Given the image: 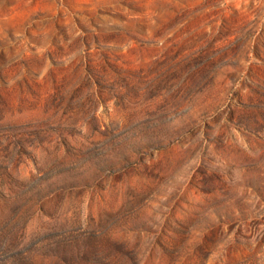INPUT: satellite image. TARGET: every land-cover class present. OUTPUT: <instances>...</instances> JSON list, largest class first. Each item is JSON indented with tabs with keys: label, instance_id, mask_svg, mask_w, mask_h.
Wrapping results in <instances>:
<instances>
[{
	"label": "rangeland",
	"instance_id": "rangeland-1",
	"mask_svg": "<svg viewBox=\"0 0 264 264\" xmlns=\"http://www.w3.org/2000/svg\"><path fill=\"white\" fill-rule=\"evenodd\" d=\"M0 264H264V0H0Z\"/></svg>",
	"mask_w": 264,
	"mask_h": 264
}]
</instances>
